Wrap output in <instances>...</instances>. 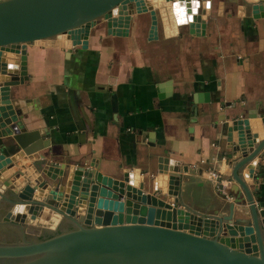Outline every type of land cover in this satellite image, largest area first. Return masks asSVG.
<instances>
[{
    "label": "crops",
    "instance_id": "crops-1",
    "mask_svg": "<svg viewBox=\"0 0 264 264\" xmlns=\"http://www.w3.org/2000/svg\"><path fill=\"white\" fill-rule=\"evenodd\" d=\"M252 5L211 0L198 26L165 30L159 21L151 37L150 17L144 13L135 15L121 34L96 23L85 47L64 35L28 43L27 78L21 82L18 71L10 97L18 100L26 129L39 133L36 142L49 146L17 158L15 172L21 174L10 180L17 186L30 176L35 181L36 167L44 164L50 174H58L63 164L73 169L92 163L118 178L126 168H139L148 177L145 193L158 190L157 198L172 202L162 168L177 166L176 206L227 214L229 203L240 196L227 174L229 149L220 126L223 119L247 118L253 109L264 113V15L253 17ZM9 57L10 68L19 70L16 56ZM259 120L250 117L249 125L255 128ZM257 133L258 139L264 136L260 128ZM210 172L224 181L225 193ZM239 176L258 209L264 208V148ZM10 225L35 240L75 228L49 208L24 226Z\"/></svg>",
    "mask_w": 264,
    "mask_h": 264
},
{
    "label": "water",
    "instance_id": "water-1",
    "mask_svg": "<svg viewBox=\"0 0 264 264\" xmlns=\"http://www.w3.org/2000/svg\"><path fill=\"white\" fill-rule=\"evenodd\" d=\"M210 1L0 0V203L11 205L2 220L24 226L49 208L75 224L72 230L44 239L0 242V264H264V208L258 209L239 176L264 148V136L258 139L257 133L259 128L264 132V113L257 109L247 118L240 114L223 119L220 126L229 149L227 174L240 196L229 203L227 214H201L176 206L177 166L162 168L172 202L157 198L158 190L145 193L148 177L139 168H126L118 178L102 174L92 163L73 169L63 164L58 174H50L44 164L36 167L35 181L30 176L17 186L10 180L21 174L15 172L17 158L49 146L36 142L39 133L26 129L18 100L10 97L18 71L21 82L27 78L28 43L64 35L73 45L85 47L96 23H103L108 33L121 34L135 15L144 13L150 17V37L156 36L159 21L165 30L177 25L193 28L203 21ZM246 1L253 3V17L264 15L263 0ZM9 54L16 56L19 70L7 64ZM250 117L260 118L255 128L249 125ZM11 149L14 152L8 154ZM45 159L41 155L40 160ZM250 171L249 167L247 176Z\"/></svg>",
    "mask_w": 264,
    "mask_h": 264
},
{
    "label": "rangeland",
    "instance_id": "rangeland-1",
    "mask_svg": "<svg viewBox=\"0 0 264 264\" xmlns=\"http://www.w3.org/2000/svg\"><path fill=\"white\" fill-rule=\"evenodd\" d=\"M7 211V205L0 203V242L1 243H15V242H24V241H32L35 240L33 237H26L24 239L23 232H19V230L15 227H11L10 222L3 221L2 217ZM29 234H32L30 232ZM23 236V237H22Z\"/></svg>",
    "mask_w": 264,
    "mask_h": 264
},
{
    "label": "built area",
    "instance_id": "built-area-1",
    "mask_svg": "<svg viewBox=\"0 0 264 264\" xmlns=\"http://www.w3.org/2000/svg\"><path fill=\"white\" fill-rule=\"evenodd\" d=\"M211 174H213V176H215V178L217 179V181L219 180L220 181V183H221V186L219 185V183L217 184V187H218V189L222 192V193H225V189H224V181H222L221 179H220V176L219 175H216V174H214L213 172H210Z\"/></svg>",
    "mask_w": 264,
    "mask_h": 264
},
{
    "label": "trees",
    "instance_id": "trees-1",
    "mask_svg": "<svg viewBox=\"0 0 264 264\" xmlns=\"http://www.w3.org/2000/svg\"><path fill=\"white\" fill-rule=\"evenodd\" d=\"M53 235H49V236H46V237H43V236H40L39 239H44V238H48V237H51Z\"/></svg>",
    "mask_w": 264,
    "mask_h": 264
},
{
    "label": "flooded vegetation",
    "instance_id": "flooded-vegetation-1",
    "mask_svg": "<svg viewBox=\"0 0 264 264\" xmlns=\"http://www.w3.org/2000/svg\"><path fill=\"white\" fill-rule=\"evenodd\" d=\"M23 236H24V239H26V237H27V236H26V233H24V235H23ZM23 236H22V237H23ZM38 238H39V237H38ZM36 240H37V238H36Z\"/></svg>",
    "mask_w": 264,
    "mask_h": 264
}]
</instances>
